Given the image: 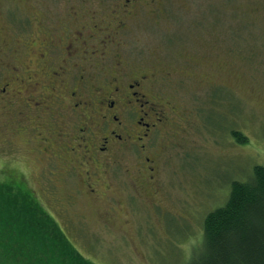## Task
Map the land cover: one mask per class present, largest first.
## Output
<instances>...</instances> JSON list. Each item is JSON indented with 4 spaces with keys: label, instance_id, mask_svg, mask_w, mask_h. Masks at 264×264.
Instances as JSON below:
<instances>
[{
    "label": "rangeland",
    "instance_id": "1",
    "mask_svg": "<svg viewBox=\"0 0 264 264\" xmlns=\"http://www.w3.org/2000/svg\"><path fill=\"white\" fill-rule=\"evenodd\" d=\"M120 2L0 0V71L8 76L13 67L38 63L40 26L29 21L46 13L57 43L47 65L62 64L73 42L80 67L93 61L102 70V60H116L129 73L148 75L147 92L156 93L168 119L151 151L160 156L159 192L122 170L110 186L100 170L91 195L81 172L67 174L75 157L48 134L59 127L40 111L22 117L21 102L0 111V182L30 191L95 264H191L206 215L224 204L232 182L264 166V0H160L135 10L118 31L115 24H73L67 15L93 11L108 19ZM69 32L79 40L65 39ZM123 162V170H135ZM112 200L119 208H110ZM153 202L167 212L156 215Z\"/></svg>",
    "mask_w": 264,
    "mask_h": 264
},
{
    "label": "flooded vegetation",
    "instance_id": "2",
    "mask_svg": "<svg viewBox=\"0 0 264 264\" xmlns=\"http://www.w3.org/2000/svg\"><path fill=\"white\" fill-rule=\"evenodd\" d=\"M158 2L160 0H121L117 6L120 10L110 11L108 19L102 16L97 20L93 11L70 10L67 15L73 24L94 29L103 24H115L118 31L125 27L124 20L135 10L147 5L155 7ZM51 20L50 15L45 13L29 21L40 26V52L35 56L38 63L13 67L8 76L0 71V111L12 109L10 107L21 102L24 107L20 112L22 117H28V111L34 110L49 116L59 129L48 132L53 139L47 138L46 141L52 139L62 154L75 157L67 174L73 177L81 172L80 176H85L84 181L91 195L98 194L100 170L110 186L117 178L121 179L122 170L129 178L141 179V185L147 182L153 188L157 187L158 193L161 162L158 152L157 156H151V151L155 145V134L158 145V137L162 135L161 131L167 129L168 119L156 93L147 92L150 77L129 73L125 65L116 60L110 66L102 60L99 63L104 65L102 70H94L93 61L87 67H80L74 59L77 50L73 48V42L67 46V57L62 64L47 65L52 56L50 52L57 44L49 31ZM72 34L69 32L65 39L79 40ZM75 35L81 36V32ZM51 160L54 162L55 158ZM124 160L131 161L135 170L128 167L123 170ZM49 174L53 176L54 172L49 171ZM131 181L127 183L135 191ZM48 182L49 187L54 188L51 178ZM151 206L156 215L157 212H167L158 202H153ZM110 208H119L115 200L110 202Z\"/></svg>",
    "mask_w": 264,
    "mask_h": 264
},
{
    "label": "trees",
    "instance_id": "3",
    "mask_svg": "<svg viewBox=\"0 0 264 264\" xmlns=\"http://www.w3.org/2000/svg\"><path fill=\"white\" fill-rule=\"evenodd\" d=\"M240 143L246 138L233 133ZM191 264H264V166L234 181L224 204L203 221ZM0 264H95L69 242L53 217L20 184L0 182Z\"/></svg>",
    "mask_w": 264,
    "mask_h": 264
}]
</instances>
